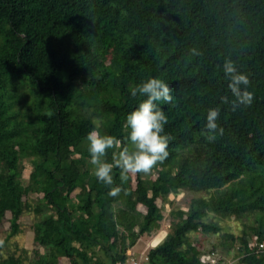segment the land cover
Here are the masks:
<instances>
[{
	"label": "trees",
	"instance_id": "16d2710c",
	"mask_svg": "<svg viewBox=\"0 0 264 264\" xmlns=\"http://www.w3.org/2000/svg\"><path fill=\"white\" fill-rule=\"evenodd\" d=\"M226 58L249 76L251 106L233 110ZM150 77L162 78L172 96L156 102L168 118L169 157L154 176L130 174L122 185L114 168L124 191L110 197L89 163L86 136L98 123L127 145L126 115L146 99L133 98L129 86ZM215 107L224 132L210 143L200 133ZM23 159L31 166L26 185ZM257 166L264 167V0H0V226L9 214L0 250L20 232L36 193L32 229L44 252L35 250L32 264H124L143 234L159 230L158 198L218 189ZM257 189L190 198L175 211L172 232L140 260L224 264L215 246L203 252L189 233L217 231L202 220L207 211L237 220L264 211ZM253 228L236 237L242 264H264V224ZM0 264L10 263L0 256Z\"/></svg>",
	"mask_w": 264,
	"mask_h": 264
},
{
	"label": "clouds",
	"instance_id": "9594fccd",
	"mask_svg": "<svg viewBox=\"0 0 264 264\" xmlns=\"http://www.w3.org/2000/svg\"><path fill=\"white\" fill-rule=\"evenodd\" d=\"M191 54L201 55L195 48L191 49ZM222 71L229 78L227 87L235 97L231 102L233 110L240 105L251 106L254 93L248 90L251 83L249 76L238 71L235 62L229 58L225 59ZM129 92L133 98L139 96L146 99H142L138 107L126 115L124 127L129 129L128 144L125 145L113 135L102 134L101 125L98 123L94 124L86 136L89 163L93 166L98 181L109 187L110 197H117L124 191L121 185L127 181L130 174L148 175L169 157L168 146L172 137L164 131L168 118L156 103L172 102L169 86L162 78L150 77L145 82L129 86ZM220 100L223 104L229 103L227 96H222ZM220 111L219 107L207 111L206 124L200 133L210 143L215 142L218 135H223L224 132L217 123ZM110 149L112 162L106 159ZM114 168L120 170L121 185L115 184ZM2 243L0 241V244Z\"/></svg>",
	"mask_w": 264,
	"mask_h": 264
},
{
	"label": "rangeland",
	"instance_id": "374dc122",
	"mask_svg": "<svg viewBox=\"0 0 264 264\" xmlns=\"http://www.w3.org/2000/svg\"><path fill=\"white\" fill-rule=\"evenodd\" d=\"M26 159H23V162ZM24 169L22 180L26 185L29 180V173L31 166L27 161L24 162ZM155 171V170H154ZM154 176V172H151ZM143 177L147 175L143 174ZM262 186L264 189V167L257 166L251 171L245 173L236 180L230 181L218 189H211L209 191L191 192V191H175L164 194L156 200L158 207L163 215L160 222V228L158 231L152 234H143L137 243L127 251L128 259L140 260L142 259L149 249L156 246L160 241L170 232H172L174 226L178 223L179 219L175 217V211L178 209L185 210L190 198L194 196H208L211 193H217V195H223L226 199L235 194L239 189H245L242 194H249L251 191L257 192V196L260 190L257 187ZM250 188V189H249ZM38 194L33 193L27 197V201L30 209L27 210L20 218V232L13 235L5 241L4 246L0 250L1 259H8L10 264L16 263V257L19 258L23 264H32L35 259V250H39L40 253L44 252L43 247L34 242L33 224L38 219L36 216V208H33L35 200L38 198ZM138 209L142 212L145 211L144 206L138 205ZM9 214L0 226V239H4L9 229ZM205 222L215 223L217 225V231H197L189 233V239L196 245H199L203 252L210 251L213 246L216 247L215 254L217 257H221L224 260V264H242L240 262V256L237 252L238 242L236 237L241 236L243 232L250 233L255 226L260 227L264 224V211L247 212L243 216L242 220H237L234 216L219 217L210 211L202 217ZM235 238V239H233ZM101 256L103 254L99 253ZM60 264H70L65 258L60 259Z\"/></svg>",
	"mask_w": 264,
	"mask_h": 264
},
{
	"label": "built area",
	"instance_id": "2783aa9c",
	"mask_svg": "<svg viewBox=\"0 0 264 264\" xmlns=\"http://www.w3.org/2000/svg\"><path fill=\"white\" fill-rule=\"evenodd\" d=\"M264 249V243H259V248L258 250H263ZM213 255V253H212ZM124 264H145V262L143 260H126V262Z\"/></svg>",
	"mask_w": 264,
	"mask_h": 264
}]
</instances>
